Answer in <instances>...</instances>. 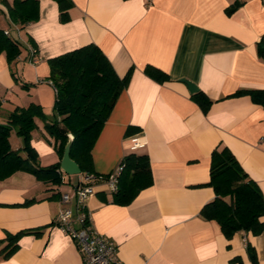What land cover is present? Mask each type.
Instances as JSON below:
<instances>
[{
	"label": "crops",
	"instance_id": "1",
	"mask_svg": "<svg viewBox=\"0 0 264 264\" xmlns=\"http://www.w3.org/2000/svg\"><path fill=\"white\" fill-rule=\"evenodd\" d=\"M38 1L37 19L20 24L0 0V28L21 48L11 63L0 54V123L31 103L50 117L56 91L47 60L96 44L119 77L131 75L93 147V174L112 172L138 136L145 146L135 152L148 155L153 184L121 205L98 183L87 200L93 228L116 244L124 264H253L247 244L264 264V231L227 238L201 216L215 198L207 183L216 148L227 147L264 195V107L251 93L231 96L264 91V0H72L65 22L55 0ZM147 65L169 80L150 77ZM181 78L212 101L207 112ZM35 120L42 123L31 139L39 165L58 163L44 121ZM129 127L140 132L126 137ZM10 142L26 157L20 137ZM78 182L62 173L54 185L24 171L0 181V240L39 230L24 234L0 264H83L73 238L55 223L60 192Z\"/></svg>",
	"mask_w": 264,
	"mask_h": 264
},
{
	"label": "trees",
	"instance_id": "2",
	"mask_svg": "<svg viewBox=\"0 0 264 264\" xmlns=\"http://www.w3.org/2000/svg\"><path fill=\"white\" fill-rule=\"evenodd\" d=\"M55 1L61 21H68L72 0ZM3 2L9 8L12 21L25 24L37 19L38 0H13V5ZM6 32L0 28V54L5 53L11 63L20 56L21 48L20 43ZM259 54L264 57V48L259 47ZM47 62L50 68L48 80L56 91L53 114L48 117L39 104L31 103L28 107L16 108L5 123H0V181L17 171H24L46 183L62 184L60 162L70 135L73 136L70 156L79 165L81 174L94 173L93 147L131 75L128 72L119 77L107 56L93 43L49 58ZM145 72L158 81L169 80L167 73L154 66L147 65ZM246 93H251L253 100L264 107V91H239L231 96ZM192 97L204 112L208 111L212 101L204 92L199 91ZM36 118L44 121V128L54 140V148L60 158L58 163L46 167L38 163V154L31 146L32 132L37 127ZM13 129L23 138L22 150L26 157L12 149L10 134ZM139 132L140 128L129 127L125 135L129 137ZM119 165L122 172L118 190L113 192V201L128 205L153 184L150 160L147 154L132 151L122 158ZM207 185L213 187L215 198L204 205L201 216L215 220L227 238L239 231L250 232L254 236L264 231V195L227 147L216 148L212 152ZM27 233L39 234V230H24L16 234L7 232L5 239L0 240V245L4 244L0 255L8 258L15 253L20 238ZM247 250L253 264H259L250 244H247Z\"/></svg>",
	"mask_w": 264,
	"mask_h": 264
},
{
	"label": "built area",
	"instance_id": "3",
	"mask_svg": "<svg viewBox=\"0 0 264 264\" xmlns=\"http://www.w3.org/2000/svg\"><path fill=\"white\" fill-rule=\"evenodd\" d=\"M131 142V151L145 146L138 136H133ZM121 172L122 166L118 165L106 175L79 174L78 185L71 192H60L61 208L55 223L73 238L82 254L83 264H124L116 244L93 228L87 209V200L96 193L98 183L107 185L111 192L118 190Z\"/></svg>",
	"mask_w": 264,
	"mask_h": 264
},
{
	"label": "water",
	"instance_id": "4",
	"mask_svg": "<svg viewBox=\"0 0 264 264\" xmlns=\"http://www.w3.org/2000/svg\"><path fill=\"white\" fill-rule=\"evenodd\" d=\"M180 81L187 84L189 92L191 94H195L199 91V87L197 86V84L193 83L187 78H181ZM72 143H73V136L70 135L69 141L65 146L64 153L60 162L61 172L69 176L81 174V169L79 165L70 156Z\"/></svg>",
	"mask_w": 264,
	"mask_h": 264
},
{
	"label": "rangeland",
	"instance_id": "5",
	"mask_svg": "<svg viewBox=\"0 0 264 264\" xmlns=\"http://www.w3.org/2000/svg\"><path fill=\"white\" fill-rule=\"evenodd\" d=\"M30 85H32V86H34V84H30ZM54 102H55V98H53V102H52V109L50 110V112L48 113V115L50 114L51 116H52V114H53V106H54ZM39 119H41V118H39ZM42 120V119H41ZM38 123L39 124H42V123H40V121H38ZM37 123V124H38ZM37 129V127L33 130V132L35 131ZM42 129L44 130V126H42ZM33 132H32V134H33ZM46 135V134H45ZM17 137H20V135H18L17 134V132H16V130L15 129H13L12 131H11V134H10V138H11V140H13L14 138H17ZM21 139H22V141H23V138L22 137H20ZM31 139H32V136H31ZM24 142V141H23ZM75 176H77V175H71L70 177L73 179Z\"/></svg>",
	"mask_w": 264,
	"mask_h": 264
}]
</instances>
